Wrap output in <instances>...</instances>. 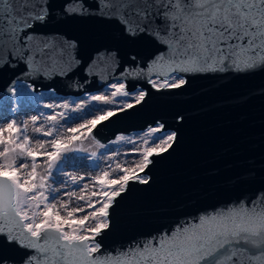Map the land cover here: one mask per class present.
I'll list each match as a JSON object with an SVG mask.
<instances>
[{
    "label": "snow or ice",
    "instance_id": "6c2138e0",
    "mask_svg": "<svg viewBox=\"0 0 264 264\" xmlns=\"http://www.w3.org/2000/svg\"><path fill=\"white\" fill-rule=\"evenodd\" d=\"M86 23L112 26L126 50L102 45L82 54L72 29ZM258 70L264 71V0H0V73L15 77L7 87L11 98L22 79L106 86L74 108L68 100L44 104L51 114L30 117L37 137L27 134L28 121L0 126V264H264V189L104 248L98 237L110 230L116 199L132 181L147 184L138 173L176 139L162 123L149 126L139 146L122 134L109 142L133 145L130 152L141 157L134 167L114 163L118 152L93 139L111 152L90 154L108 161L105 169L82 186L83 176L63 169L76 159L68 154L86 151L82 144L93 129L153 92L181 90L199 76ZM33 87L29 82L20 96ZM93 103L114 107L96 109L64 135L60 121L68 112Z\"/></svg>",
    "mask_w": 264,
    "mask_h": 264
},
{
    "label": "water",
    "instance_id": "95a60500",
    "mask_svg": "<svg viewBox=\"0 0 264 264\" xmlns=\"http://www.w3.org/2000/svg\"><path fill=\"white\" fill-rule=\"evenodd\" d=\"M72 32L83 41L82 54L102 45L127 47L107 24L77 25ZM13 79L11 73H0V96ZM28 82L33 83V92L50 87L74 95L105 85L93 81L69 88L59 78ZM157 122L175 132L176 139L167 152L151 157L152 163L141 172L149 182H130L116 199L110 230L98 237L106 249L264 189V71L190 78L181 90L163 96L153 92L143 105L99 124L91 136L104 143Z\"/></svg>",
    "mask_w": 264,
    "mask_h": 264
},
{
    "label": "rangeland",
    "instance_id": "374dc122",
    "mask_svg": "<svg viewBox=\"0 0 264 264\" xmlns=\"http://www.w3.org/2000/svg\"><path fill=\"white\" fill-rule=\"evenodd\" d=\"M49 90H52V89H49ZM43 91L38 90V91L33 92L31 90L29 93L33 96L29 95L28 93H25V94H28L29 96L33 97V99L30 101L31 104H29V106H27V107L23 106V108L21 109L22 111L20 110L21 112L27 110V114L23 115V117L21 119H18L16 116V109H18V105L22 104V102H20V100H18V102L13 103L12 105H9V106H7V104H0V107H1L0 108V126H3L7 121L12 120V119H16L17 121H28V132H27V134L31 137H37L38 134L33 132V125L30 121V117L32 115H38L39 112H44L46 114L52 113L51 109H45L43 107L44 104H47L46 101L43 100V98H52L54 91H51V93H49V91H47V90H43ZM109 91H110V89H109ZM93 92H95L93 94L103 93L99 89L96 91H93ZM54 98L57 99V103H62L64 100L69 99L68 101H70L69 103H70L71 107H73V108L75 107V103H79L81 100H83L80 98V95L79 96L74 95V94L62 95V94H59L56 92H54ZM30 105H31V107H30ZM110 107H114V106H112V105H100V104L93 103L90 107H86L84 110H82L80 112H72V114H74L75 116H72L71 119H69V118L65 119V122L67 121L66 123L68 125H69V123L70 124L83 123L84 120L91 119L94 115L97 114L96 109L106 110L107 108H110ZM56 111H62V109L58 108V109H56ZM69 112H71V111H69ZM89 112H91V114H88ZM63 121L64 120L60 121V127L67 125L66 123H63ZM41 123H44V121L42 119L37 122L36 126H39ZM47 126L48 125H46V127ZM146 131H147V129H142V130L129 131L126 133H119V134H122V135H125L126 137L132 138L133 140L136 141V146H139L143 143L141 138L144 136V133ZM166 132L171 133L170 130H168ZM40 138L45 139V140L51 139V137H40ZM93 139L94 138L92 136L87 137L83 141V144H82V146L86 149V151L80 152V153L68 154L69 156H75L76 159L68 161V163L65 164V166L63 165L64 168L65 167L69 168L66 170L67 172H73L77 175L83 174L85 176V179H88V181L90 180L91 177L95 176L101 170L105 169V167L108 163V161H106L104 159H99V160L94 161L91 158V155H90L91 152L97 151L98 155L101 152L105 153V155L111 154V152L106 150V149H97L95 147V144L93 143ZM114 139H115V137L112 139L110 138L106 142L102 143V144L108 145V147L112 151L118 152V155L114 158V163L118 162V163L123 164L125 167H134L135 164L140 162L141 157L139 156V154H132L130 152V149L133 147V145L128 144V143H124V142H121L119 144H110L109 142L113 141ZM32 146L35 147V143H33ZM78 146H80V145H78ZM0 150H2V148H0ZM94 164H97L98 167H93ZM59 179L61 181H63L65 179L63 174L59 175ZM54 187H57V185H54ZM91 190H92V187H91ZM77 194H79L78 189H77ZM72 206L75 207L78 205L76 203H73Z\"/></svg>",
    "mask_w": 264,
    "mask_h": 264
},
{
    "label": "bare ground",
    "instance_id": "6f19581e",
    "mask_svg": "<svg viewBox=\"0 0 264 264\" xmlns=\"http://www.w3.org/2000/svg\"><path fill=\"white\" fill-rule=\"evenodd\" d=\"M112 82H116V79H113V80H111V81H109V82H107V83H112ZM29 82L28 81H25V80H21V83L20 84H18V85H16V87H17V89H18V96L16 97V98H11L7 93L6 94H3V95H1L0 96V104H7V106H9V105H12L13 103H16V102H18V100H20V102H22V104H20V105H18V109H16V116H17V118L18 119H21L22 117H23V115H26L27 114V110L26 111H23V112H21L22 110V108H23V106H25V107H27V106H29V104H31L30 103V101L33 99V97H31V96H33V95H31L29 92L31 91V89H28V91L26 92V93H28L29 95H31V96H29L28 94H24V96L23 97H21L20 96V92H21V90H22V88H26L27 87V84H28ZM49 89H52V88H50V87H48V88H43V89H39V91H43V90H47V91H49V93H51V91L52 90H49ZM106 90V86L104 85L101 89H100V91L101 92H104ZM46 91V92H47ZM109 91V90H108ZM44 92V91H43ZM89 94V95H91V94H93V93H95V92H93V91H83L82 93H80V94H78L77 96H79L80 95V98L81 99H86V95L85 94ZM48 94V93H47ZM69 94H71V93H64V94H62V95H69ZM69 98V97H68ZM43 100H45L46 101V103H57V99H53V98H43ZM69 100V99H68ZM56 101V102H55ZM61 102V101H60ZM70 102V101H69ZM72 102V101H71ZM63 103V102H62ZM5 106V105H4ZM30 107H31V105H30ZM1 108V107H0ZM21 110V111H20ZM29 111V110H28ZM11 115V114H10ZM72 116H75L74 114H72V112H68V116L67 117H65V119H68L69 117H72ZM6 117V116H5ZM63 123H66L65 122V120L63 121ZM67 124V123H66ZM76 124H78V123H74V124H70L69 123V125L67 124V125H64V126H62V127H60V130L64 133V135H69V133H67L66 132V129L68 128V127H74ZM156 125V123L155 124H153V125H150V126H155ZM149 126H147L145 129H147ZM164 131H168V130H164ZM170 133V132H169ZM117 135H121V134H116V135H114L113 136V138L114 137H116ZM112 139V138H111ZM65 166V165H64ZM64 166H63V169H64V171H66L67 169H69V168H67V167H65L64 168ZM68 166V165H67ZM72 171V170H71ZM78 172V171H77ZM76 172V173H77ZM140 176H142V177H144V175L141 173V172H139L138 173ZM61 175H62V173H61ZM79 176H83L84 177V180L83 181H81V186L84 184V183H88L89 181H88V179H85V176L83 175V174H78ZM57 187H59V185H57ZM69 189H61V192H63V191H68ZM89 191H91V185H89ZM79 195V194H78ZM64 199H67V197H64Z\"/></svg>",
    "mask_w": 264,
    "mask_h": 264
}]
</instances>
